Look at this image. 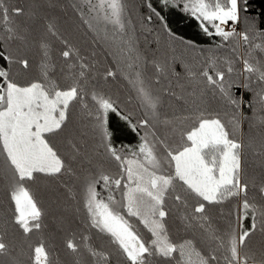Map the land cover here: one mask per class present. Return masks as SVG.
Segmentation results:
<instances>
[{
	"label": "snow or ice",
	"instance_id": "snow-or-ice-1",
	"mask_svg": "<svg viewBox=\"0 0 264 264\" xmlns=\"http://www.w3.org/2000/svg\"><path fill=\"white\" fill-rule=\"evenodd\" d=\"M163 2L167 6L170 0ZM242 4L246 5L247 0H183L180 5L200 22L205 34L220 38L222 46L231 45L232 53L236 54L240 47L249 51L246 56L237 55L235 61L226 57L223 69L217 68V58L209 57L208 66L200 75L230 109V119L225 122L219 115L209 117L202 112L192 128L179 134L182 143L174 148L163 134H157V124L165 130L175 129L173 121L160 111L163 97L154 94L144 78L149 64L158 74L165 73L167 66L146 53L138 54L136 27L126 0H83L79 11L97 42L115 47L112 55L118 65L124 66L123 78L134 90L133 98L146 109V114L150 113V118L137 123L124 113L117 100L99 87L92 76L94 66L79 49L69 46L51 19L46 24L47 31L68 48L61 56L72 57V62L59 71L72 83L61 88L53 79L57 65L46 41L39 44L38 77L19 82L21 71L14 68L25 73L32 68L28 58L14 55L12 50L13 44L27 40V29L13 17L23 14L24 9L10 7L7 0H0V31L4 33L0 37L3 61L0 63V155L6 164L4 179L9 198L14 203L13 223L24 234L40 229L44 215L26 185L42 177L58 179L69 175L79 180L73 164L77 161L93 164L84 151L87 133L81 132L77 137L68 131L71 110L79 107L88 117L103 150L97 155H107L121 171L115 176L108 174L101 164L96 166L95 175L89 173L84 177L81 196L84 231L71 233L65 245L70 252L86 254L91 264L98 260L103 264H264V249L257 255L249 247L252 235L257 230L264 232V180L251 184L252 191L261 197L257 201L255 196L250 197V185L244 179L243 139L245 123L250 129L264 128V28L247 18L242 21L241 12L246 10ZM148 7L156 12L151 3ZM242 22L244 29L237 31V25ZM237 61L242 64L239 72L235 68ZM176 67L173 58L170 71L177 81L182 75L196 78L197 74L190 72L186 64L179 63L182 71ZM233 74L243 75L244 81L233 80ZM116 76L115 71L108 70L103 79ZM171 95L175 97L176 93ZM110 114L119 115L133 131L147 130L135 149L114 146L109 130ZM61 137L67 151L57 143ZM258 155L264 156V145ZM61 186L76 199V184ZM231 199L238 201L231 213L235 224L221 230L210 209ZM169 200L185 209L177 218L185 234L180 241L173 240L169 232L170 212L166 207ZM246 220L250 227H244ZM140 226L150 234L148 239L140 232ZM94 235L99 237L98 243ZM105 243L114 251L105 252ZM12 253L13 245L0 232V257L10 258L12 264H22ZM29 259L32 264H52L43 243L33 249ZM76 264H88V260H77Z\"/></svg>",
	"mask_w": 264,
	"mask_h": 264
},
{
	"label": "trees",
	"instance_id": "trees-1",
	"mask_svg": "<svg viewBox=\"0 0 264 264\" xmlns=\"http://www.w3.org/2000/svg\"><path fill=\"white\" fill-rule=\"evenodd\" d=\"M126 2L132 23L136 27L134 35L138 54L143 56L146 53L150 58L154 57L167 66L165 73L158 74L149 64L144 73L146 85L150 86L154 94L163 97L164 102L160 111L163 116H167L173 121V128L175 129V131L165 130L157 124V134H163L171 146L175 148L182 143L179 134L192 128L202 112L209 117L219 115L222 120L227 122L231 116L230 109L213 94L211 86L207 84L200 73L207 68L209 57L217 58V68L223 69L226 57L235 61L237 55L246 56L249 49L240 47L238 52L234 54L231 51V45L222 46L220 38L205 34L200 22L182 10L180 5L183 0H170L167 6L163 0H126ZM7 3L10 7L24 9L23 14L19 16L13 14V17L18 25L27 29V40L13 44L12 50L14 55L28 58L32 63V68L27 73L14 68V71H21V75L17 77L19 82L25 83L29 79L38 77L37 65L41 58L39 44L41 41H46L51 46L52 57L57 65L53 79L58 81L61 88H67L72 83L70 79H65L59 71L61 67L66 68L67 64L72 62V57L65 59L61 56V52L68 50V48L61 43L60 39L47 31L46 24L51 19L55 22L60 36L69 42V46L79 49L81 55L87 57L88 63L94 66L92 76L98 82L99 87L120 103V107L125 114L130 116L132 122L137 123L150 118V113L146 114V109L138 105L133 98L134 90L123 78L124 66L123 64L118 65L112 55L115 47L103 42L98 43L95 33L88 29L81 18L79 9L83 8V0H7ZM149 3L156 10L155 13L148 7ZM242 8L246 9L241 12L242 21L247 18L249 22L256 21L264 28V0H247V4H242ZM148 17H151V20H148ZM244 27L242 22L238 25L237 31L243 30ZM3 34L0 31V37ZM129 35L132 33L130 32ZM173 58L177 62V71H182L179 63H184L190 72L197 74L196 78L182 75L177 81L170 71ZM0 63L3 61L0 60ZM235 68L239 72L242 64L237 61ZM108 70L117 73L115 79L109 78L107 81L103 79ZM231 78L240 82L244 81L243 75L233 74ZM157 80L159 83H156ZM172 92L176 93L175 97L171 95ZM177 97H183V99H177ZM243 111L251 115L248 108H244ZM109 117L111 120H118L122 123V127L127 129L129 138V141H124L128 142L127 144L131 143L130 145L136 148L141 142L140 136L147 130L139 128L133 131L128 122L121 119L119 115L110 114ZM153 123L156 122L153 121ZM68 131L77 137L81 132L87 133L84 151L87 157L92 158L93 164L89 166L87 163L82 164L81 161L73 164L77 176L80 177L79 180L69 175H64L58 179L42 177L35 183L26 185L34 198L38 200V206L44 213L42 227L34 229L29 234H24L13 223L14 203L9 198L8 183L4 179L6 164L4 157L0 155V232L5 234V241L13 245L12 255L22 261V264H32L29 257L32 256L33 249L41 243L49 252L52 264H76L77 260H88V264H91V260L86 254L72 253L65 246L73 231L77 233L84 231L82 224L84 211L81 199L84 177L89 173L95 175L96 166L101 164L105 172L114 176L121 169L107 155H97L103 150L91 129L88 117L81 112L79 107L71 110V123ZM243 132L246 145L244 179L250 185V197L255 196V199L260 201L261 197L252 191L251 184L253 181L259 184L264 180V156L258 155L261 146L264 145V128L258 126L250 129L245 123ZM57 143L60 144L63 151H67L63 137L57 138ZM114 146L120 148L123 145L114 144ZM62 184L77 185L75 200L69 196L68 192L61 186ZM178 191L182 190L178 188ZM237 203V200L231 199L221 205L211 207L210 215L221 230L230 224H235V218L231 213ZM166 207L170 212V217L167 219L171 238L180 241L185 234L177 218L184 214L185 209L172 200L167 201ZM187 211L191 212V207ZM244 227H250V222L244 221ZM139 230L145 239L149 238L150 234L142 226ZM94 241L98 243L99 237L94 235ZM249 247L258 255L260 250L264 249V232L257 230L251 237ZM104 251L110 252L114 249L105 243ZM0 260L3 261V264H12L10 258L0 257ZM96 264H103V261L98 260Z\"/></svg>",
	"mask_w": 264,
	"mask_h": 264
},
{
	"label": "rangeland",
	"instance_id": "rangeland-1",
	"mask_svg": "<svg viewBox=\"0 0 264 264\" xmlns=\"http://www.w3.org/2000/svg\"><path fill=\"white\" fill-rule=\"evenodd\" d=\"M121 124L122 123H120L118 120L109 119V130L112 134L111 135L112 143L116 144V145L122 144L123 147L126 149H135V147L130 145L131 143L127 144L128 142L124 141V140L129 141V138H128L127 132H126L127 129L125 127H122Z\"/></svg>",
	"mask_w": 264,
	"mask_h": 264
},
{
	"label": "built area",
	"instance_id": "built-area-1",
	"mask_svg": "<svg viewBox=\"0 0 264 264\" xmlns=\"http://www.w3.org/2000/svg\"><path fill=\"white\" fill-rule=\"evenodd\" d=\"M237 30H238V26H237Z\"/></svg>",
	"mask_w": 264,
	"mask_h": 264
}]
</instances>
